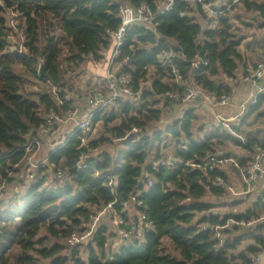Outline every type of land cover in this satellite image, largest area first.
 <instances>
[{"label":"trees","instance_id":"trees-1","mask_svg":"<svg viewBox=\"0 0 264 264\" xmlns=\"http://www.w3.org/2000/svg\"><path fill=\"white\" fill-rule=\"evenodd\" d=\"M112 1L5 0L6 6L14 7L24 18L26 54L6 50L9 28L4 9L0 8V182L17 179L9 172L19 169L13 165L24 155L20 148L38 133L49 110L62 108L48 91L25 92L23 74L69 90L72 87L61 67L64 41L71 48L68 61H98L104 57L102 51H109L105 58L108 61L115 46L113 31L120 25L116 2L137 6L145 1L156 12L167 2ZM219 1L225 5V0H210L214 7ZM241 4L236 5L237 10L231 7L220 16L221 31L209 28L201 7L187 0H175L169 10L154 19L153 26L127 29L115 63H122L121 69L131 73L132 87L140 93V99H120L107 111L96 114L93 124L101 121L107 127L118 119L120 123L106 128V136L92 139L91 157L84 160V166L79 156L86 149L81 146L82 131L78 130L50 155L45 168L37 170L36 180L27 183L19 179L24 188L21 203L13 206L10 199L4 207L0 201V264H253L252 257L264 252L262 193L249 198L252 200L231 195L227 188L230 173L219 161H210L203 168V159L207 154L233 158L231 168L242 176L241 170L252 161L256 146L264 144L257 139H241V121L220 127L209 119L202 121L200 107L188 108L163 129L149 132L161 121L162 104L173 111L174 100L167 94L178 88L168 68L158 62L163 49H174L175 62L185 78L192 75L204 91L218 95L232 93L229 80L238 78L247 62L257 65L263 59L264 35L245 30L264 27V0H244ZM255 9L260 10L259 16L251 15ZM55 25L60 36L54 33ZM127 56L129 61L125 63ZM196 56L208 64L191 70L189 61ZM40 59L44 60L43 69L38 72ZM149 70L150 83L144 85L141 82ZM263 103L264 94H259L248 113ZM134 126L144 131L138 134L139 139L131 132ZM195 127L204 135L196 133ZM109 144H114L113 152L108 151ZM229 144L241 147L245 154L217 151ZM168 155L192 161L195 166L192 170L185 164L161 166L157 171L149 167ZM56 167L70 177L71 183L64 184L56 177ZM146 170L149 176L144 177ZM107 175L113 177V193ZM217 177L224 183H219ZM131 195L143 200L145 208L140 210L151 224L139 237L140 217L132 216L129 225L136 227V244L124 245L113 253L111 261L103 263L108 254L104 243L115 237L108 216L92 237L75 247L67 244L71 231L91 209L127 200ZM219 206L238 211L222 215L214 211ZM230 218L235 223L227 225Z\"/></svg>","mask_w":264,"mask_h":264},{"label":"built area","instance_id":"built-area-1","mask_svg":"<svg viewBox=\"0 0 264 264\" xmlns=\"http://www.w3.org/2000/svg\"><path fill=\"white\" fill-rule=\"evenodd\" d=\"M161 11L156 12L152 9L148 2H141L139 5L134 6L127 2H116L119 4V17L120 25L113 31L115 37L114 50L107 61V66L104 71L102 81L94 83L90 88L89 94L78 99L76 92L73 90H67L61 86H58L47 80V91L51 94V98L60 107L59 110L51 109L47 112L46 120L43 126L39 129L38 133L33 135L26 146L20 148L19 151H23L24 155L22 159L13 165L14 168L23 166L24 176L30 182L36 180V172L40 168L47 166L50 155L59 147L65 145L67 140L71 138L78 130L82 131L81 146L85 148L84 152L79 156L80 163L84 166V160L91 157L90 145L93 139L92 134L96 130V126L100 122L93 124L96 114L100 111H107L113 105L117 104L120 99L128 101H138L140 99V93L134 91L132 87V75L121 69V64L115 63V58L120 54V48L125 42V36L127 29L134 25H147L153 26L154 19L164 11H167L173 5L175 0H166ZM189 3L199 5L205 14V21L209 28L213 30H222L220 16L223 15L231 7L236 5H242L244 0H232L225 5L217 3L216 7L210 2V0H187ZM0 8L4 9V14L7 17V27L9 31L5 36L6 50L18 51L20 54L25 53L26 35L23 32L24 18L22 13L17 11L12 6H6L5 0H0ZM182 15L184 12L181 13ZM261 14L259 9H255L251 12L253 16H259ZM26 54V53H25ZM89 57L93 58V54L90 53ZM43 59L39 60L37 71H41L43 67ZM129 61V56L125 57L124 62ZM158 62L168 68L172 81L178 87L177 90L167 94L174 100L172 109L185 111L188 108L196 107L200 104L207 105L211 109H216L222 106H227L231 103V95L223 93L218 95L216 93H208L199 87L192 75L185 78L181 72L180 67L175 62V52L172 47L163 49L158 55ZM190 68L198 69L201 66H206L208 62L200 56H196L190 60ZM150 70L146 77H149ZM241 80L245 83H249L255 87V91L252 92L250 98L246 104L254 105L258 100V93L264 92V86H259L258 83L264 78V56L263 59L257 64L252 65L246 63L241 69ZM142 81V84H148L147 78ZM183 89L181 92L180 90ZM163 114L168 112V109L163 108L161 105ZM215 125L217 127L227 124L228 120L220 116L218 113H214ZM131 132L137 135V139L140 138L142 129L140 127H132ZM106 136V134H104ZM47 143V146L46 144ZM46 152L44 150L46 149ZM168 154V151L166 152ZM210 161H221L217 156L207 154L203 159V168H207ZM185 164L189 165L192 170L195 166L194 162H185L182 158L165 156L152 162L149 167L154 170H158L161 166H170L175 168L177 165ZM2 169V162L0 161V170ZM12 171L9 175H12ZM245 181L248 184V190H256L260 184L264 183V146L257 145L255 153L250 164L242 169ZM149 176L148 171L144 172V177ZM56 177L64 184L71 183V179L66 175L60 167H56ZM109 178V187L111 192H114L113 177L107 175ZM41 178V177H40ZM219 183L223 184L224 181L220 177H217ZM7 181L0 182V199L5 196ZM148 184H152V180L149 179ZM261 203L264 204V194L261 196ZM142 208H145L143 200L139 199L137 195H131L129 199L123 201L114 200L102 207L91 209L87 216L81 219L80 225L71 231L67 237V244L71 247H75L93 236L98 225L101 223L105 216H108L107 222L110 227L111 233L114 234V238L109 237L104 243V247L108 250V254L103 258V263L111 261L113 253L118 252L124 245L136 244L138 236L140 237L145 228H150L151 224L148 221L147 214L143 212ZM137 214L140 217V223L138 226V236L136 235V227L129 225L132 216ZM235 223L230 218L227 225ZM248 222L247 224H250ZM241 224H245L244 221ZM218 226L215 227L217 230ZM253 264H264L263 251L258 252L252 257Z\"/></svg>","mask_w":264,"mask_h":264},{"label":"rangeland","instance_id":"rangeland-1","mask_svg":"<svg viewBox=\"0 0 264 264\" xmlns=\"http://www.w3.org/2000/svg\"><path fill=\"white\" fill-rule=\"evenodd\" d=\"M56 28V25L54 26ZM251 31V32H250ZM246 33H253L255 32L256 34L261 35V31L256 30L254 28H251L249 30H245ZM54 33L58 36H60V32L59 30L56 28V30H54ZM63 49L61 51V67L62 69L65 70V76L67 79V82L69 84V86H71L72 88H70L69 90H73L74 92H76V95L78 97V99H80L83 96H86L87 94H89L90 88L92 87V85L94 83H98L100 81H102L103 79V75H104V71L105 68L107 66V61L105 60L106 57H109L110 53L109 51H102V54L104 55V57L98 61H90V60H82V61H78V62H71L70 60H67V57H69V55L71 54V48L68 47V45L65 44V41L62 43ZM19 70L22 69V67H18ZM24 76V80H25V84H24V90L25 92H44L47 91L48 87H47V83L46 82H42L39 79H36L35 77L28 75V74H23ZM148 80V84H144V85H149L150 83V79L151 77H146ZM60 86V85H58ZM62 87V86H61ZM242 88V87H241ZM244 92V91H243ZM236 101V99L234 100ZM231 101V104L232 102ZM221 111H239V109L227 105L224 106L220 109ZM262 115V114H261ZM250 116L249 113L246 114V116H244L245 119L241 120L240 123V127L242 128V138L245 141L248 138L251 139H257V136L259 135L260 131L259 129H257L258 127V123L259 121L262 120V117H253V119L248 120V117ZM173 116L167 115V114H163L162 113V118L161 121L158 122L153 128H150L149 132H153L157 131L158 129H163L167 123H171ZM204 120L202 121H209L207 117L203 116ZM248 120V121H246ZM246 121V122H245ZM210 122V121H209ZM244 122V123H243ZM120 123V119L113 121L111 123L108 124V126H104L103 122H99L98 125L96 126V130L95 132L92 134L93 138H99L102 135L106 134V128H110L113 127L115 125H119ZM197 127V125H196ZM195 127V128H196ZM194 128V129H195ZM144 132V131H143ZM142 132V133H143ZM196 133H200V135H204L203 132H201L199 129L196 128ZM260 141V140H259ZM263 143V142H260ZM47 146V143H45ZM113 145L114 144H109L108 146V151L113 152ZM117 145V144H116ZM103 147L99 149V151H102ZM218 152H226V153H231V154H235V155H243L245 154V151L238 146L235 145H227L224 147H221L219 150H217ZM98 153V152H96ZM224 167L226 166L225 164L223 165ZM18 171L13 172L11 177L13 178H17L14 180L9 181L7 183V187H6V193L5 196L3 198H1L0 201H2L3 206L5 207L8 204V200L13 199L11 201V204L13 206H16L18 203H21L23 201V186H21L22 184L19 182L20 178L24 179L27 183H29V180L26 179V177L24 176V171L23 170V166L18 167ZM228 171H230V173H233L231 175V181L230 182H237V179H239L240 176H238V174L236 172H234L232 170V168L228 165L227 166ZM219 201V200H218ZM230 210L233 211H238V209L232 208L231 206H226V207H222L219 206L217 208L214 209L215 212L220 213L222 215L228 214ZM170 250V249H168Z\"/></svg>","mask_w":264,"mask_h":264},{"label":"crops","instance_id":"crops-1","mask_svg":"<svg viewBox=\"0 0 264 264\" xmlns=\"http://www.w3.org/2000/svg\"><path fill=\"white\" fill-rule=\"evenodd\" d=\"M259 31H261L262 34L264 35V27L262 29H259ZM250 37L251 36H249L247 39H249ZM240 74H241V70H240L238 78H232V79L229 80V84L233 88V91L230 94L231 95V101H234L236 99V101L232 102V104L230 103L229 105L239 109V111H231V110H229V111H221L220 109L222 107H224V106L216 108L214 110L211 109L207 105L200 104V105L196 106V107H200V109L204 113V116L207 117L214 124H215L214 113L215 114L218 113L220 116H222L226 120H228L227 121L228 123L225 124V125L229 126V123H231L232 125L234 123H236V124L240 123V121L242 119H245L244 116L249 112V108H250L251 104H246L245 105V103L250 98L252 92L255 91V87L252 86L249 83L243 82L241 80V75ZM258 85L259 86H264V78L259 81ZM259 94H264V92H259L258 93V97H259ZM184 112L185 111L174 109L173 111L168 110V112L166 114L170 115V116H173L172 120H174V119H178V118L182 117ZM261 116H263V117H262V120L259 121V123H258L259 125H258L257 129H259L260 133L257 136V138L260 140V142H263V144H264V103L262 104V106L259 109H257L255 112L250 114V116L248 117V120H251V119L254 120L253 117L256 118V117H261ZM248 120H246V121H248ZM242 136L243 135L241 133L240 137H242ZM46 150H47V147L44 150V152H46ZM219 159H221L220 163H222L223 165L224 164L226 165L224 168L227 171H228L227 166L229 165L231 167L232 162L235 161V159H233V158H219ZM228 172L230 173V171H228ZM241 173H242V170H241ZM232 174L233 173H230V175H232ZM227 188L230 191L231 195L236 196V197H240V198H242L243 196L244 197L246 196L248 199L250 197L253 198L255 195H257L256 193H260V192L262 193V194L260 193L261 196L264 194V183L260 184L259 187L256 190L249 191L248 190V184L245 181L243 173H242V176H240L239 179H237V182H229ZM249 200H252V199H249Z\"/></svg>","mask_w":264,"mask_h":264},{"label":"bare ground","instance_id":"bare-ground-1","mask_svg":"<svg viewBox=\"0 0 264 264\" xmlns=\"http://www.w3.org/2000/svg\"><path fill=\"white\" fill-rule=\"evenodd\" d=\"M245 14V13H244ZM240 16V15H239ZM242 18V17H241ZM247 19V18H246ZM247 23V22H246ZM248 24H249V22H248ZM250 26H252V24L250 25ZM253 27H255V26H253ZM253 27H251V28H253ZM256 28V27H255ZM253 36V35H252ZM251 106H253V105H251ZM248 109V108H247ZM252 112H254V111H252ZM231 165V164H230ZM239 166V165H238ZM240 168V167H239Z\"/></svg>","mask_w":264,"mask_h":264},{"label":"water","instance_id":"water-1","mask_svg":"<svg viewBox=\"0 0 264 264\" xmlns=\"http://www.w3.org/2000/svg\"><path fill=\"white\" fill-rule=\"evenodd\" d=\"M42 69H43V67H42ZM42 69H41V70H42Z\"/></svg>","mask_w":264,"mask_h":264}]
</instances>
